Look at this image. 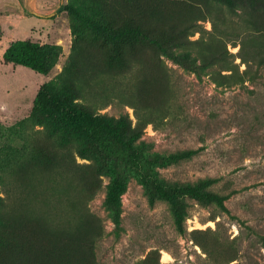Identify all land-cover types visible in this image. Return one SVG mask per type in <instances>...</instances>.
<instances>
[{"label":"rangeland","instance_id":"obj_1","mask_svg":"<svg viewBox=\"0 0 264 264\" xmlns=\"http://www.w3.org/2000/svg\"><path fill=\"white\" fill-rule=\"evenodd\" d=\"M165 1L142 3L162 26L197 23L190 39L209 53L238 50L219 31L253 29L215 0L201 15L194 0ZM239 1L264 28V0ZM135 10L131 0H0V264H214L198 241L223 264H264V77L197 79L122 34ZM19 39L59 46L47 73L3 62ZM78 78L87 100L73 92ZM46 82L74 93L76 106L121 119L129 147L34 111ZM122 95L135 97L140 119ZM115 178L125 185L117 208L106 202ZM206 179L217 181L201 190L226 196L225 209L181 194Z\"/></svg>","mask_w":264,"mask_h":264},{"label":"trees","instance_id":"obj_2","mask_svg":"<svg viewBox=\"0 0 264 264\" xmlns=\"http://www.w3.org/2000/svg\"><path fill=\"white\" fill-rule=\"evenodd\" d=\"M131 1L136 5L134 19L131 24L124 26L122 34L148 41L160 54L171 59L174 63L181 66L183 70L194 74L197 79H202L203 76H210L217 85L231 86L232 84H241L248 80L257 82L264 77V28H255L256 23L250 16L249 18L246 15L245 9L241 6L239 0H215L218 4L231 10L229 14L236 16L238 20H236L237 26L243 28L248 24L253 26V29L219 31L218 38L221 41H231L232 46H238V50L235 53L230 52L226 45L222 46V49L210 53L202 48L200 49L197 45L200 41L198 39H190L191 35L200 31L198 30L199 25L197 23L189 21L186 24L177 26L176 23L168 22L162 26V24L155 23L157 21L155 19L156 8L152 9L143 5L142 0ZM178 1L166 0L165 3L175 5ZM194 1L196 4L195 11L198 15H201L209 11L210 3L214 0ZM234 8L237 9L234 10ZM60 9L74 11L72 7L66 5L60 6ZM228 18H230L229 15L226 17V20ZM59 50L60 48L57 45L40 44L28 39H19L12 41L6 47L2 58L5 64L12 63L45 74L57 61ZM236 57L245 65L243 70L238 69L235 63ZM71 70L72 65L69 64L64 68L62 75L66 76ZM224 71L228 72L223 73ZM73 92L76 93L77 97L79 96L84 100L88 99L86 86L79 78L74 82ZM74 93H69L64 89H55L49 82L43 83L38 88L34 97L33 110L47 115L55 121L73 129L85 132L89 129H97L102 133L112 136L117 142L129 147L128 143L123 140L120 130L121 119L113 122L104 113L90 112L83 109V107L76 106L73 102L77 98ZM126 97L122 95L121 99L128 101L127 103L135 110V115L140 119L135 97ZM216 181V179H206L195 186L181 187V194L214 201L225 209L224 200L226 196L201 190L202 187L211 186ZM124 190V183L120 179L115 178L107 191V204L117 208L120 205V197ZM117 217L118 214L116 213L115 223H118ZM182 233H184V229L181 225ZM197 233L204 232L198 231ZM196 245L208 260H211L214 264H223L216 259L208 244L198 241Z\"/></svg>","mask_w":264,"mask_h":264},{"label":"bare ground","instance_id":"obj_3","mask_svg":"<svg viewBox=\"0 0 264 264\" xmlns=\"http://www.w3.org/2000/svg\"><path fill=\"white\" fill-rule=\"evenodd\" d=\"M166 256H168V254H166Z\"/></svg>","mask_w":264,"mask_h":264}]
</instances>
